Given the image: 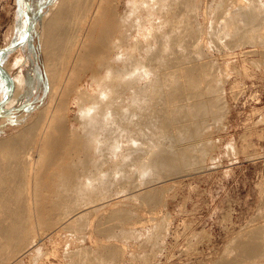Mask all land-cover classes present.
I'll return each mask as SVG.
<instances>
[{
    "label": "bare ground",
    "instance_id": "bare-ground-1",
    "mask_svg": "<svg viewBox=\"0 0 264 264\" xmlns=\"http://www.w3.org/2000/svg\"><path fill=\"white\" fill-rule=\"evenodd\" d=\"M29 1L48 93L36 115L22 114L18 131L0 139V264H17L42 230L82 226L116 185L124 200L156 202L159 182L204 166L228 110L221 70L203 46L217 44L216 37L227 48L264 44V4L257 0L218 3L208 25L201 0H58L37 17L43 0ZM0 62L13 89L5 108L24 104L42 67L26 64L27 82L21 68L12 77ZM134 174L145 180L142 188L133 190ZM251 226L226 245L225 255L234 256L216 264H264V224ZM123 227L104 231L120 239L136 233Z\"/></svg>",
    "mask_w": 264,
    "mask_h": 264
},
{
    "label": "rangeland",
    "instance_id": "rangeland-1",
    "mask_svg": "<svg viewBox=\"0 0 264 264\" xmlns=\"http://www.w3.org/2000/svg\"><path fill=\"white\" fill-rule=\"evenodd\" d=\"M57 1L41 0L40 7L35 9V17L48 15L50 6ZM126 1L121 0V4L124 5ZM201 1L204 12L202 23L208 25L207 21L218 3H232L234 0ZM235 1L247 3L249 0ZM257 1L264 4V0ZM30 8L29 0H0V58L6 61L5 72L11 70L9 72L14 77L21 68L25 81L29 82L25 65L35 67L38 64L42 67V76L32 82L33 90L28 86L26 90L22 89V92L25 90L24 93L31 90L28 101L10 108H5V105L10 100L13 89L9 87L8 77L6 79L0 72V98L3 97L0 99L3 101L0 103V139L16 133L22 125L20 116L29 113L33 117L47 100L48 80L44 72L40 31L33 24L28 33ZM263 33L264 30L261 36ZM216 39L215 42L219 44L220 38ZM223 40L220 41L225 44V39ZM262 40L264 43V37ZM213 42L203 46V50L215 61V67L221 70L216 72H219L218 77L222 76L221 96L228 111L222 126L213 130L212 140L215 146L214 150L209 151L205 162L201 160L204 166L199 167L200 170L197 167L189 168L181 176H173V179L165 183L159 182L156 186L159 200L156 202L143 201L139 195L124 200L120 193L124 189L120 190L119 185L115 184V188L109 193L110 204L106 202L104 206L90 212L84 224L77 228H57L56 224L52 230H42L37 237L31 238L32 248L22 255L17 264H216L223 255H227L225 248L239 230L238 235L241 236L246 233L242 228L247 225L261 227L264 224V54L260 51L264 49V44L261 47L254 46L255 49L247 44L244 49H240L227 48L226 44L224 47L219 44V47L216 43L211 44ZM27 43L30 46L23 50L21 46ZM210 44L216 47L213 48ZM247 50L253 53H247ZM2 51H5L4 54ZM233 52L237 55H233ZM16 59L20 61L19 64H16ZM90 81L89 78L88 83ZM90 91L93 93V89ZM75 111L76 105L72 115ZM133 176V190L142 188L145 180L150 179L143 175L141 178L146 179H143L142 184V179L139 181L138 176ZM120 211L125 212L128 219L121 218ZM118 220L120 223L117 222V226ZM251 225L249 227H253ZM121 226L132 228L136 233L129 239L105 234L106 229L119 232ZM121 247H125V251ZM75 250L78 256L74 253ZM107 252L109 255L112 253L110 256H113V261H109L111 259ZM106 254L109 256L108 261ZM229 254L225 255L226 259L234 256ZM246 262L249 263H244Z\"/></svg>",
    "mask_w": 264,
    "mask_h": 264
},
{
    "label": "water",
    "instance_id": "water-1",
    "mask_svg": "<svg viewBox=\"0 0 264 264\" xmlns=\"http://www.w3.org/2000/svg\"><path fill=\"white\" fill-rule=\"evenodd\" d=\"M28 22H29V25H28V30H29V32H28V33H30V31H31V29H32V27H33V16L31 15V13H30V15L28 16Z\"/></svg>",
    "mask_w": 264,
    "mask_h": 264
},
{
    "label": "clouds",
    "instance_id": "clouds-1",
    "mask_svg": "<svg viewBox=\"0 0 264 264\" xmlns=\"http://www.w3.org/2000/svg\"><path fill=\"white\" fill-rule=\"evenodd\" d=\"M145 175H147V173Z\"/></svg>",
    "mask_w": 264,
    "mask_h": 264
}]
</instances>
